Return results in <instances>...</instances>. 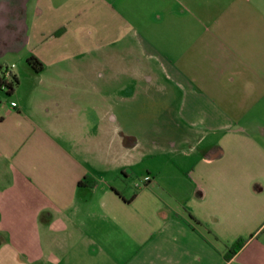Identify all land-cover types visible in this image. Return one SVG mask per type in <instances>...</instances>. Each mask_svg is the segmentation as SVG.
<instances>
[{"label":"crops","instance_id":"0c3cea01","mask_svg":"<svg viewBox=\"0 0 264 264\" xmlns=\"http://www.w3.org/2000/svg\"><path fill=\"white\" fill-rule=\"evenodd\" d=\"M16 47L52 71L0 99V264H264V0H0Z\"/></svg>","mask_w":264,"mask_h":264},{"label":"rangeland","instance_id":"374dc122","mask_svg":"<svg viewBox=\"0 0 264 264\" xmlns=\"http://www.w3.org/2000/svg\"><path fill=\"white\" fill-rule=\"evenodd\" d=\"M28 52L30 50L25 47H16L0 57V78L5 83H12L14 86L13 92L10 94L8 93V88H0V99L2 101L16 100L18 103L22 102L30 113V111L35 110V107L45 106L47 98L43 97L46 82L42 81L39 77L40 75L36 74L41 71L35 70L26 61L25 57H32V54H28ZM154 68H157V66ZM51 71L52 69L47 67L41 73L47 74ZM14 76L20 79L17 83L14 82ZM125 79L128 80L124 82V88L128 87V89L123 91V93L129 94L130 90L136 87V84L131 81L130 77ZM121 84V81L118 82L116 87L120 89ZM143 84L144 82H142ZM144 86H141V89ZM168 102L169 98H163L158 90L152 86L147 89L146 93L140 91L130 102L133 107L129 114L130 119L128 118V124L137 125L136 127L134 126L135 134L150 139H157L162 136L164 130L161 131V126L164 123L169 125L168 123L171 121V114L165 111Z\"/></svg>","mask_w":264,"mask_h":264},{"label":"trees","instance_id":"16d2710c","mask_svg":"<svg viewBox=\"0 0 264 264\" xmlns=\"http://www.w3.org/2000/svg\"><path fill=\"white\" fill-rule=\"evenodd\" d=\"M28 63L35 69V70H39L41 67V63L38 61V59L36 57H30L28 59ZM14 82L17 83L18 79L16 78V76H14ZM6 87L8 88V93H12L14 86L12 83H5L1 78H0V88ZM93 179L91 177H84L79 183L78 185L80 186H92L94 184V181H92ZM244 244L243 241H239L237 242L235 245H233L227 256L231 257L232 255H234V253H236L238 251V249Z\"/></svg>","mask_w":264,"mask_h":264},{"label":"built area","instance_id":"2783aa9c","mask_svg":"<svg viewBox=\"0 0 264 264\" xmlns=\"http://www.w3.org/2000/svg\"><path fill=\"white\" fill-rule=\"evenodd\" d=\"M149 177H146V179H148Z\"/></svg>","mask_w":264,"mask_h":264}]
</instances>
